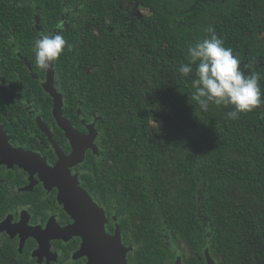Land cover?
<instances>
[{
    "label": "trees",
    "instance_id": "obj_1",
    "mask_svg": "<svg viewBox=\"0 0 264 264\" xmlns=\"http://www.w3.org/2000/svg\"><path fill=\"white\" fill-rule=\"evenodd\" d=\"M0 25L14 31L5 65L15 42L41 76L34 41L56 33L67 41L54 62L59 78L98 117L129 222L162 217L166 234H179L171 242L202 259L193 264H205V249L219 264H264V105L235 120L230 105L202 111L192 100L195 66L188 77L178 71L211 27L242 68L254 64L264 93V0H0ZM23 64L14 63L28 72ZM132 244L139 264L174 260L162 240Z\"/></svg>",
    "mask_w": 264,
    "mask_h": 264
},
{
    "label": "flooded vegetation",
    "instance_id": "obj_2",
    "mask_svg": "<svg viewBox=\"0 0 264 264\" xmlns=\"http://www.w3.org/2000/svg\"><path fill=\"white\" fill-rule=\"evenodd\" d=\"M5 30L0 25V264H89L87 256H77L83 243L81 237H61L60 230L74 220L58 200L59 189L49 182V170L58 166L61 155L71 156L74 148L54 118V100L44 89L48 70H44V76L36 74L15 42L11 43L6 66L3 48L14 31L6 35ZM20 60L28 72L14 65ZM54 67V87L64 102L62 116L79 136L80 149L86 150L84 162L72 167L71 173L78 176L80 187L105 211L106 234L113 237L119 231L128 248L138 239L162 240L164 249L174 254L173 261L167 259L170 264H176L179 258L182 264H193L194 257L201 261L179 241L171 242L179 239V234H166L162 217L157 222L151 220L149 226L140 219L129 222L128 202L123 201L128 196L115 185L116 171L105 168L112 162L106 163L107 157L101 153L98 117H90L82 109L83 100L75 91L65 89V78H59L56 64ZM73 69L80 74L90 70L80 65ZM90 133L95 137V149L85 145V136ZM132 252L127 255L128 263L139 264L130 258ZM205 253L206 249L207 264ZM214 259L219 264V258Z\"/></svg>",
    "mask_w": 264,
    "mask_h": 264
},
{
    "label": "clouds",
    "instance_id": "obj_3",
    "mask_svg": "<svg viewBox=\"0 0 264 264\" xmlns=\"http://www.w3.org/2000/svg\"><path fill=\"white\" fill-rule=\"evenodd\" d=\"M210 37L189 46V62L182 64L178 71L184 77L193 72L196 101L202 111H207L210 103L217 106H232L226 113L229 119H238L239 114L250 113L264 105V93L259 86V75L254 64H245L233 54L230 47L215 34L214 28L208 29ZM67 41L61 34H48L34 41L33 51L36 65L42 70L54 68V62L64 53ZM248 69L251 74H246Z\"/></svg>",
    "mask_w": 264,
    "mask_h": 264
},
{
    "label": "water",
    "instance_id": "obj_4",
    "mask_svg": "<svg viewBox=\"0 0 264 264\" xmlns=\"http://www.w3.org/2000/svg\"><path fill=\"white\" fill-rule=\"evenodd\" d=\"M37 23L36 27L41 31L39 18H37ZM54 81L55 67L48 70L44 89L54 100V118L67 132L74 148V152L69 157L60 154L61 160L58 166L48 172L50 185L59 189L60 204L74 220L73 224L60 230L61 237L67 238V240L81 237L83 243L77 256H87L89 264H129L127 255L133 250V247L128 248L123 244L119 231L113 237L106 234L105 211L94 202L86 190L80 187L78 176L71 173L72 167L84 162L86 150L80 149L79 136L74 132L70 122L62 116L63 97L54 87ZM94 139L91 133L85 136V145L95 149ZM205 254L207 264H217L210 255L209 249ZM176 264H182L181 258L177 260Z\"/></svg>",
    "mask_w": 264,
    "mask_h": 264
},
{
    "label": "rangeland",
    "instance_id": "obj_5",
    "mask_svg": "<svg viewBox=\"0 0 264 264\" xmlns=\"http://www.w3.org/2000/svg\"><path fill=\"white\" fill-rule=\"evenodd\" d=\"M129 5L130 4L127 1H125V6L129 7ZM133 10H134L135 13H137L139 15H142V16L148 14V12L146 10H144L143 8H141V7H134Z\"/></svg>",
    "mask_w": 264,
    "mask_h": 264
}]
</instances>
